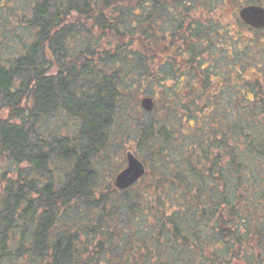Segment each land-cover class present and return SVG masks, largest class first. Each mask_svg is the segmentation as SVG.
Here are the masks:
<instances>
[{"label": "trees", "instance_id": "16d2710c", "mask_svg": "<svg viewBox=\"0 0 264 264\" xmlns=\"http://www.w3.org/2000/svg\"><path fill=\"white\" fill-rule=\"evenodd\" d=\"M226 1L0 0V264H264V27Z\"/></svg>", "mask_w": 264, "mask_h": 264}, {"label": "water", "instance_id": "95a60500", "mask_svg": "<svg viewBox=\"0 0 264 264\" xmlns=\"http://www.w3.org/2000/svg\"><path fill=\"white\" fill-rule=\"evenodd\" d=\"M241 17L246 20L252 26L262 28L264 27V9L262 7H248L241 11ZM143 106L149 110L154 106V102L151 97H145L143 100ZM128 163L116 176V184L118 187L125 189L130 187L138 181V179L146 172V168L138 157L129 151L127 154Z\"/></svg>", "mask_w": 264, "mask_h": 264}, {"label": "rangeland", "instance_id": "374dc122", "mask_svg": "<svg viewBox=\"0 0 264 264\" xmlns=\"http://www.w3.org/2000/svg\"><path fill=\"white\" fill-rule=\"evenodd\" d=\"M9 29H10V24L8 26L6 25V29H5V27L3 28V30H5L6 32H3L0 30V41L4 37V34L5 35L10 34ZM54 122L55 123L57 122L60 125L62 124L63 128L67 129V131L71 132V134L73 133V130L75 128L74 126L77 123L73 120L71 121L68 118H66L65 120L62 118L60 120L54 119ZM116 127H117V130H114V132L115 133L117 132V135H115V136H118L119 139H121V140L124 139V140H123V142H120V140L118 138L114 139V143L110 146V150H111L110 153L112 154V158H111L112 161L110 164H108L107 167L103 168L104 174L107 178H110L114 174L116 175L120 169L124 168L127 165V161H126V158H124V156H125L128 149H132V150L134 149L133 147H131V145H133V143L129 142L130 139L120 138L121 136L118 133L120 131L119 125H117ZM125 139H126V141H125ZM118 153L122 154L123 156L118 157V160H117L116 155H118ZM96 159H97L99 170H100V159L99 158H96ZM121 161H122V163H121ZM11 166H12V164L9 163L8 158H6L5 156L0 154V173L6 174V171H8V169L11 168ZM8 174H9V176L13 175L11 172H9Z\"/></svg>", "mask_w": 264, "mask_h": 264}, {"label": "flooded vegetation", "instance_id": "af4514ba", "mask_svg": "<svg viewBox=\"0 0 264 264\" xmlns=\"http://www.w3.org/2000/svg\"><path fill=\"white\" fill-rule=\"evenodd\" d=\"M227 5H229L230 7L232 6H235L236 7V10H237V14L239 16V18L241 20L242 17H241V11L244 10V8H248V7H255V6H258V7H262L264 9V0H227ZM246 22V20H243ZM247 25L249 27H251L252 29H256V28H259V27H254L252 26L251 24H249L248 22H246Z\"/></svg>", "mask_w": 264, "mask_h": 264}]
</instances>
